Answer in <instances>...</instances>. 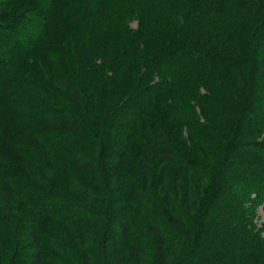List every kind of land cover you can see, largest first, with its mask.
Listing matches in <instances>:
<instances>
[{
  "label": "trees",
  "instance_id": "1",
  "mask_svg": "<svg viewBox=\"0 0 264 264\" xmlns=\"http://www.w3.org/2000/svg\"><path fill=\"white\" fill-rule=\"evenodd\" d=\"M262 201L264 0H0V264H264Z\"/></svg>",
  "mask_w": 264,
  "mask_h": 264
},
{
  "label": "rangeland",
  "instance_id": "2",
  "mask_svg": "<svg viewBox=\"0 0 264 264\" xmlns=\"http://www.w3.org/2000/svg\"><path fill=\"white\" fill-rule=\"evenodd\" d=\"M132 25L137 26V23L133 22ZM255 221L257 222L258 226L262 228V234L264 236V201L261 202V204L258 206L256 210Z\"/></svg>",
  "mask_w": 264,
  "mask_h": 264
}]
</instances>
